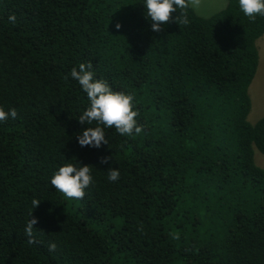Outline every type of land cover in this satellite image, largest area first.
<instances>
[{
    "label": "trees",
    "instance_id": "16d2710c",
    "mask_svg": "<svg viewBox=\"0 0 264 264\" xmlns=\"http://www.w3.org/2000/svg\"><path fill=\"white\" fill-rule=\"evenodd\" d=\"M222 4L156 32L143 0H0V107L18 113L0 121V264H264V115L246 120L264 16ZM89 62L141 133L78 143L90 102L70 70ZM66 163L90 167L83 200L51 185Z\"/></svg>",
    "mask_w": 264,
    "mask_h": 264
},
{
    "label": "clouds",
    "instance_id": "9594fccd",
    "mask_svg": "<svg viewBox=\"0 0 264 264\" xmlns=\"http://www.w3.org/2000/svg\"><path fill=\"white\" fill-rule=\"evenodd\" d=\"M200 0H143L146 17L152 22L153 31H161L162 25L168 24L173 20L177 24H188L186 9L190 5H198ZM239 8L243 14L255 22L257 16H264V0H238ZM178 15L173 17V13ZM9 21L15 23V14L9 15ZM121 25L116 24L119 29ZM91 62L80 63L78 69L73 67L70 75L75 79L83 91L87 94L89 100L88 107L79 115L78 121L81 124H87L77 133L78 143L83 146L99 148L102 144H108L104 128H115L122 136H131L133 133L139 134L143 131L142 126L138 125L136 117L139 115L138 110H134V97L131 94L112 90L108 82L104 79L94 78V73L90 70ZM67 78V77H66ZM18 115L15 108L7 112L0 107V121H6L9 116L16 118ZM93 122L97 126L90 127ZM100 125H103L101 127ZM110 157H104L103 163H107ZM119 169L115 167L108 168V180L115 182L119 179ZM51 185L56 191L62 193L70 199L83 200L85 198V189L93 184L90 167L83 164L77 167L72 163H66L58 168L51 177ZM40 203V200L33 199V209ZM30 217L26 227L25 235L29 238V243H35V234L33 229L37 224V218ZM178 238V237H174ZM49 251H55L56 244H49Z\"/></svg>",
    "mask_w": 264,
    "mask_h": 264
},
{
    "label": "rangeland",
    "instance_id": "374dc122",
    "mask_svg": "<svg viewBox=\"0 0 264 264\" xmlns=\"http://www.w3.org/2000/svg\"><path fill=\"white\" fill-rule=\"evenodd\" d=\"M222 0H200L198 5H192L200 15H209L222 7ZM255 46L258 54L257 66L247 88L250 99V109L246 116L249 123H254L264 115V33L256 39ZM255 165L264 169V155L253 148Z\"/></svg>",
    "mask_w": 264,
    "mask_h": 264
}]
</instances>
